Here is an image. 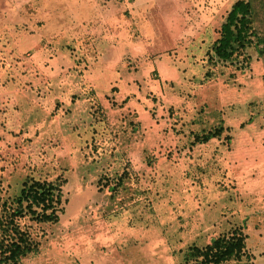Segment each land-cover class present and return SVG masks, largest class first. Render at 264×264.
Instances as JSON below:
<instances>
[{"label":"rangeland","instance_id":"374dc122","mask_svg":"<svg viewBox=\"0 0 264 264\" xmlns=\"http://www.w3.org/2000/svg\"><path fill=\"white\" fill-rule=\"evenodd\" d=\"M234 1L47 0L48 15L58 11L48 31L61 34L32 49L0 47V191L15 195L30 177L65 179L58 221H28L40 244L24 264H179L190 244L234 228L264 264V71L261 95L242 103L244 80L257 77L254 61L264 69V56L243 69L207 63ZM188 18L212 32L167 33ZM103 22L109 44L102 32L92 39ZM104 69L122 74L117 100L91 91ZM235 99L245 116L238 136L192 145L191 119L223 117L231 105L221 109L222 100ZM128 118L134 131H123ZM232 144L248 168L231 170Z\"/></svg>","mask_w":264,"mask_h":264},{"label":"trees","instance_id":"16d2710c","mask_svg":"<svg viewBox=\"0 0 264 264\" xmlns=\"http://www.w3.org/2000/svg\"><path fill=\"white\" fill-rule=\"evenodd\" d=\"M3 2L6 1L0 3ZM50 14L48 25H54L53 20L57 18L58 11L53 9ZM207 55L208 65L231 63L241 69L248 67L253 57L264 56V0H235ZM113 88L110 89L112 93ZM96 90L91 89L93 94ZM204 114L214 115L215 120L211 121V116L204 117ZM220 114L218 111L203 112L191 119L190 123H197L195 128H191L192 145L206 144L211 140L223 144L231 136V128L226 126ZM132 122L128 118V122L122 126L123 131L128 132L129 127L134 131L137 125H132ZM124 141L129 143L130 138ZM64 184L65 179L61 176L54 180L30 177L23 181L15 195L5 196L0 191V264H24L25 257L38 251L40 242L28 221H58L63 211ZM247 238L240 228H234L213 237L205 245L190 244L182 251L179 264H254L253 255L247 251Z\"/></svg>","mask_w":264,"mask_h":264},{"label":"crops","instance_id":"0c3cea01","mask_svg":"<svg viewBox=\"0 0 264 264\" xmlns=\"http://www.w3.org/2000/svg\"><path fill=\"white\" fill-rule=\"evenodd\" d=\"M4 1V0H0ZM8 3V6L0 9V47L7 50H23V49H32L38 46L43 45L47 42L48 36L52 35L53 33H60L61 27L58 26L54 31L51 32L48 31V18L51 17V15H48L47 12V0H5ZM73 1V0H71ZM77 1V0H76ZM147 1H153V0H147ZM213 2H219L221 0H212ZM102 30L100 31L97 29H91L92 34L95 38L92 37V39L97 41L100 37V32H102V42L109 44L111 36L109 31H105L104 25L105 22L102 24ZM211 26L208 23H205V21L201 18V20L197 22H192L188 18V22H184L183 24H179L178 26H170L167 28V33L176 34V35H185V34H202V33H210L212 32ZM58 30V31H57ZM163 33V31H160ZM61 34V33H60ZM57 36V34H55ZM106 36V37H105ZM106 38V40H104ZM217 38V37H216ZM176 38H174L175 41ZM50 40V39H49ZM173 41V42H174ZM109 47V45H107ZM108 58H103V65H106ZM162 68L165 70L164 67L170 68V72L174 73L177 71L176 68H172V65L170 63V60L167 58L161 59ZM262 61L256 60L254 61V64L252 65L253 71L251 73L256 74L257 77H254L253 79H247L244 80L246 83V89L248 90V94H246V97L243 99L242 103H247L250 99L255 97L257 94L261 95L262 93V73L264 69L262 68ZM168 70V69H166ZM102 71V70H100ZM96 74L93 76V87L94 89H97V95L100 99H102L100 96H114L115 100L116 97L123 94V90H121L122 84H123V78L122 74L117 72H112L111 69H104L100 74ZM258 80V81H257ZM46 81H44L45 83ZM91 82V81H90ZM118 83L116 86H118V90L113 94H108V90L111 89L110 83ZM254 83H258V87L260 86V89L256 91V89L253 87ZM111 86V87H110ZM124 86V85H123ZM262 87V88H261ZM101 91V94L99 92ZM129 93L127 92L126 95H124L120 100V105L122 106L120 109H125L127 104L124 103V101H128ZM113 98V100H114ZM128 98V99H127ZM220 98V97H219ZM224 97H222L223 99ZM235 98H237L235 96ZM123 101V102H122ZM238 100H225V102L222 100V104L231 105L230 111H227L222 107H220L224 112L223 118L225 120L226 126H229L231 128V131L234 135L238 136L239 126L240 122H242L245 118V116L239 118L238 114L239 110H236L235 108H238ZM245 108V106H244ZM245 112V111H244ZM243 114V110L241 111ZM228 115L231 117L229 120ZM139 120V119H138ZM236 140L239 142V139L236 138ZM234 141V138L232 139V143ZM233 144L231 145L232 156H234V159L232 158V162L230 164V168L233 171V168L236 170L238 168L246 169L249 167V161L246 159H242V157H237V155H233ZM236 149V148H235ZM237 157V158H235ZM230 160V161H231ZM244 166V167H242ZM234 172V171H233Z\"/></svg>","mask_w":264,"mask_h":264}]
</instances>
